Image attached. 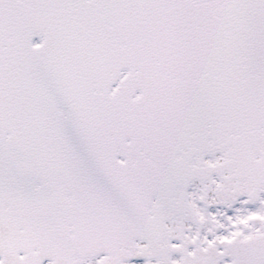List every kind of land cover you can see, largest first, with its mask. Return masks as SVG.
<instances>
[{
  "label": "snow or ice",
  "instance_id": "1",
  "mask_svg": "<svg viewBox=\"0 0 264 264\" xmlns=\"http://www.w3.org/2000/svg\"><path fill=\"white\" fill-rule=\"evenodd\" d=\"M0 264H264V0H0Z\"/></svg>",
  "mask_w": 264,
  "mask_h": 264
}]
</instances>
